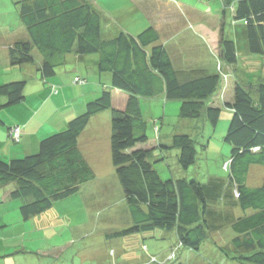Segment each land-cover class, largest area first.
Masks as SVG:
<instances>
[{"label": "trees", "instance_id": "obj_1", "mask_svg": "<svg viewBox=\"0 0 264 264\" xmlns=\"http://www.w3.org/2000/svg\"><path fill=\"white\" fill-rule=\"evenodd\" d=\"M17 4L28 38L10 45L12 65L35 63L46 79L57 73L67 54H96L98 72L104 74L99 82L104 86L109 81L111 87L89 100L64 129L41 139L34 151L22 157L0 156L2 199H20L18 209L26 220L49 211L60 200L81 194L97 176L80 148L79 136L93 115L109 109L112 162L129 220L116 234L157 229L171 233L178 245L170 253L173 258L179 248L200 252L213 232L231 228L234 234L219 247L222 254L241 264H264V177L255 186L247 180L252 166L264 167V82L235 80L228 95L231 73L224 67L237 64L239 51L225 26L216 69L208 72L175 60L159 28L141 11L124 28L127 26L121 22L106 23L96 0H19ZM224 4H232L233 22L241 24V32L236 31L241 46L253 55H264V0H224ZM76 78V82L88 81L84 76ZM26 82L18 79L0 84V95L6 97L0 110L25 99ZM115 90L125 94V100H116ZM157 96L166 104L179 101L184 122L150 145L141 99ZM224 109L231 116L224 138L232 145L223 165L229 171L227 178L211 177L204 183L181 170L164 178L154 162L169 153L175 154L182 169L188 170L196 161L195 139L185 131L186 120L203 118L216 126ZM157 123L156 118V131ZM89 198H84L85 204ZM237 207L243 212L236 213ZM185 260L181 255L176 264Z\"/></svg>", "mask_w": 264, "mask_h": 264}, {"label": "rangeland", "instance_id": "obj_2", "mask_svg": "<svg viewBox=\"0 0 264 264\" xmlns=\"http://www.w3.org/2000/svg\"><path fill=\"white\" fill-rule=\"evenodd\" d=\"M124 2H128V0H96L97 6L106 18V23H109L110 26L121 22ZM174 6L188 10V15L191 18L194 14L190 11H193L196 17L205 24L210 25L211 23L215 26V23L218 22L221 27L225 26L226 35L242 45V40L238 38V32H236L242 27L239 22H233L232 4L225 5L224 0H176ZM143 7L144 4L141 5L142 9H144ZM66 62H70V59L67 58ZM80 63L83 65L80 68L83 69L72 71V75L87 77V83L97 81L95 75L84 67V62ZM242 63L244 62L242 61L238 67V72L231 75V82L232 80L264 82V55L254 54L250 63ZM192 65L195 64L192 63ZM234 66H238V64ZM224 69L232 73L226 65ZM81 86L72 84L73 93L79 94ZM161 98V96H157L141 99L143 116L148 122L147 133L150 145L158 141L159 135L165 136L173 128L182 127L184 122V118L179 115L178 111L180 102L172 100L166 104L165 99ZM105 112L106 110L102 113ZM108 114L110 122L103 114L98 119L99 123L95 121L96 127L99 126L101 129L98 145L101 144L100 147L103 149L109 126L111 134V110ZM229 116L230 111L224 109L216 126L203 118L186 120V125L189 126L185 128V131H188L195 139L197 148L195 163L188 170L182 169L177 163L175 154L169 153L163 158L165 163L163 160L154 162L155 168L162 173L164 178L169 177L168 175L172 171L177 173L178 170H181L183 175L196 178L204 183L208 182L211 177L227 178L229 171L223 165L229 159L232 149V145L224 139ZM156 118L157 124H159L158 131L155 130L154 125ZM103 162L104 168L98 172V178L88 183L81 194L60 200L53 205L52 210L55 213L64 216L70 213L72 218L70 226L65 223L67 227L60 225L59 229L49 226L41 228L36 225L33 219L24 220L21 218L18 209L20 199L0 202V225H3V222L6 223L0 227V264L5 262L7 264H176L181 255L186 257L187 264H241L228 259L219 249V247L225 246L234 234L231 228L213 232L210 240L201 246L200 252L179 248L175 251L173 258H170V253L178 245L175 243V235L171 233H163V230L157 229L154 232L140 231L128 235H117L116 233L127 227L129 223L124 212L127 204L113 167L112 157L111 161L104 158ZM165 164H168L169 167ZM263 177L264 167L254 165L247 180L250 185L255 186L262 183ZM0 192L2 195L3 191L0 190ZM101 193L104 195V203L108 208H105L102 201L95 200L99 198L98 196H102ZM83 196L84 198L90 196L87 200L89 203H84ZM91 196L93 197L91 198ZM98 203L100 204L97 205ZM7 204L8 208L5 207ZM86 208L91 210L92 217L88 223L84 222L86 216L83 209ZM235 211L238 214L243 212L238 207L235 208ZM249 212L251 210H247V213ZM82 230L85 232L82 233ZM45 251L48 253H44Z\"/></svg>", "mask_w": 264, "mask_h": 264}, {"label": "crops", "instance_id": "obj_3", "mask_svg": "<svg viewBox=\"0 0 264 264\" xmlns=\"http://www.w3.org/2000/svg\"><path fill=\"white\" fill-rule=\"evenodd\" d=\"M18 1L0 0V84L18 79L27 81L25 99L20 103L5 106L8 108L3 107L0 110V117L3 120L0 122V156L5 158L22 157L34 151L41 139L55 131L64 129L72 117L84 111L89 100L99 95L102 89H110L111 87L109 81H106L107 84L104 86L99 82V78L104 74L98 72L99 56L96 54L83 56L74 53L67 54L65 61L69 58L70 62L60 64L57 67V73L46 79L35 63L12 65L9 57L10 45L18 39L28 38L26 26L19 15ZM173 1L176 2V0H128V2H124V13H121L123 17L120 24L127 26L124 28H129L127 22H135V13L138 11L143 12L150 22L155 24L161 31L162 40L172 50L175 60L183 65L194 62V67L214 72L217 58H219V40L222 27L218 25V22L215 23V26L211 23L210 25L205 24L196 17L193 11H190L194 14L192 19L188 15V10L174 6ZM142 4H144V9L141 8ZM236 46L239 51L238 66H234L237 64L232 65V67L226 66L231 70V75L238 72V67L242 61L244 62L242 64H248L254 58V55L241 47L240 43H236ZM80 62H84V67L89 68L97 81L94 80L91 83H87L88 81H75V77L78 75L73 76L71 72L83 69L80 68L83 67ZM72 76L73 78H71ZM235 82V80H232V82L229 80L228 95L231 89L235 87ZM72 84L82 85L79 94L73 93ZM121 97L122 100H125L126 95L119 90H115L116 100H120ZM5 100L6 97L0 95V104ZM102 112H98L90 118L84 131L79 136L80 148L94 168L96 178L99 176L97 175L98 172L104 168L103 159L107 158L111 161L112 157L110 153V126L108 127L107 139L105 142L103 141L104 149L100 147L101 144L98 145L101 129L99 126L96 127L95 121L99 123L98 119L103 114L110 122L109 109L105 113ZM14 124H19L22 127L20 142H14L11 138L10 127ZM101 154L103 155L101 156ZM98 197L95 200H98V202L103 201L101 195ZM2 198L4 197L0 195V202H7V199ZM5 207L8 208L9 205L7 204ZM52 209L53 207L49 211L30 219H33L36 225L41 228L49 226L59 229V226L65 225V223L70 226L72 222L70 213L64 216L55 213ZM83 213L86 216L84 222L88 223L92 218L91 214L85 210ZM5 224L3 222L0 227ZM83 232L85 231L82 230ZM44 253L47 254L48 252L45 251ZM4 264H7V262Z\"/></svg>", "mask_w": 264, "mask_h": 264}, {"label": "built area", "instance_id": "obj_4", "mask_svg": "<svg viewBox=\"0 0 264 264\" xmlns=\"http://www.w3.org/2000/svg\"><path fill=\"white\" fill-rule=\"evenodd\" d=\"M75 80H79L76 78ZM10 134L14 141L18 142L21 139V127L19 125H14L10 128Z\"/></svg>", "mask_w": 264, "mask_h": 264}]
</instances>
